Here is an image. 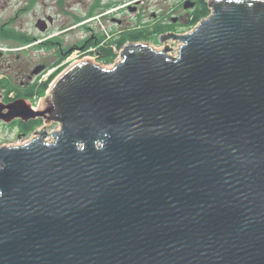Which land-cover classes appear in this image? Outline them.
Instances as JSON below:
<instances>
[{"label": "water", "instance_id": "1", "mask_svg": "<svg viewBox=\"0 0 264 264\" xmlns=\"http://www.w3.org/2000/svg\"><path fill=\"white\" fill-rule=\"evenodd\" d=\"M207 5L159 50L0 103L43 122L0 147V264H264V0Z\"/></svg>", "mask_w": 264, "mask_h": 264}, {"label": "flooded vegetation", "instance_id": "2", "mask_svg": "<svg viewBox=\"0 0 264 264\" xmlns=\"http://www.w3.org/2000/svg\"><path fill=\"white\" fill-rule=\"evenodd\" d=\"M207 1L176 0L169 5L168 0H75V3H79L84 9V16L76 17L71 22H64L60 27L63 28L62 35L78 36L83 40L67 43L64 49L61 48L56 53L54 51V58L58 61L64 58L72 59V55L79 52L77 60H73L72 64L89 59L95 65H110L112 62L103 61V54L100 51L102 48L114 52L115 49L120 51L123 46L131 43L150 45V40L158 39L164 34H187L194 27H188L189 23L203 13L205 8L208 10ZM151 7L155 10H150ZM39 20L45 21L46 28L43 32L53 24L51 16L37 19ZM187 28L189 29L186 30ZM8 34L0 27V103L8 105L18 99H26L32 103L41 98L34 96L33 86L39 80L37 79L39 73L46 67L44 64L30 66L23 61L10 63L12 58L9 54L12 53L8 52ZM49 43L60 46L58 40L53 39ZM66 64L59 67L64 68ZM38 67L43 69L38 74H33ZM58 70L46 82H52L59 75ZM11 82L25 83H20L16 87Z\"/></svg>", "mask_w": 264, "mask_h": 264}, {"label": "rangeland", "instance_id": "3", "mask_svg": "<svg viewBox=\"0 0 264 264\" xmlns=\"http://www.w3.org/2000/svg\"><path fill=\"white\" fill-rule=\"evenodd\" d=\"M175 1L176 0H168V4H173ZM150 10H155V8L151 7ZM46 16L52 17L53 24L49 26V29L46 32H43L37 27V19H44ZM83 16L84 9L79 3L76 4L75 0H0V27H2V30L10 33L8 36H19L22 39L31 40L27 45H22L13 38H8V52L12 53L9 54V57L12 58L10 63H20L23 61L30 66L44 64L47 70H65L68 68L67 65L72 64L73 60H77L79 52H75L72 55V59L64 58L63 60L58 61L57 58H54V51L56 53L59 49H64L67 43L79 42L83 39L78 36L70 37L62 35L63 28L60 27V24L71 22L74 18H80ZM131 17H133V15H131ZM188 29L189 28L186 30ZM53 39L55 41L58 40L60 46L56 44L49 45L48 47L47 45H42ZM159 44L157 38L150 40L151 47L154 46L158 48ZM171 45L173 47L176 46V44ZM64 63H67L64 68L59 67ZM97 65L102 68H112L109 64ZM61 72L62 70L60 73ZM11 83L15 86H19L20 83L25 82ZM35 83H39V81ZM44 93L42 96H44ZM38 100L39 99L32 101V104L37 103ZM11 124L5 125L0 123V147L20 146L35 137L33 132L26 137L20 136L17 133V129L11 126ZM41 126H43L42 120L36 129L38 130ZM57 129L58 125L56 124H50L47 126V132L56 131ZM47 139H50L51 141ZM46 140L52 142V137L47 136Z\"/></svg>", "mask_w": 264, "mask_h": 264}, {"label": "trees", "instance_id": "4", "mask_svg": "<svg viewBox=\"0 0 264 264\" xmlns=\"http://www.w3.org/2000/svg\"><path fill=\"white\" fill-rule=\"evenodd\" d=\"M208 14H209V10H206V8H205V11L203 13H201L200 15L196 16V18L192 22L189 23L188 27L195 26L200 19L206 17ZM9 38H13L14 40L18 41V43H20L22 45H27L31 41V40H27V39H22L19 36H16V37L9 36ZM140 39H147V38H140ZM44 45H47V47H48L50 45V43L46 42V43H44ZM119 47H120V45L118 46V48ZM100 51L103 54L102 55L103 61L105 63H111L113 61L114 53L112 52L111 49L102 48ZM56 63H58V62H56ZM61 70L62 69L58 70V73ZM49 83L50 82L35 83L33 86L34 96H37V97L42 96V94L47 90ZM40 123H41V120H32V121H28V122L15 121L11 124V126H13L17 129V133L20 136L26 137L30 133H32L34 130H36V128L40 125Z\"/></svg>", "mask_w": 264, "mask_h": 264}, {"label": "built area", "instance_id": "5", "mask_svg": "<svg viewBox=\"0 0 264 264\" xmlns=\"http://www.w3.org/2000/svg\"><path fill=\"white\" fill-rule=\"evenodd\" d=\"M171 44H174V43H172V42H170V41H168V45L171 47L170 49L171 50H169V52H168V54L171 56V57H177V51H178V47H179V45L178 44H176V46H172ZM164 44H159V47L158 48H156V47H154V46H152V48L153 49H155V50H159V49H161V47L163 46ZM151 46V45H150ZM116 50V49H115ZM114 50V59H113V61H112V63L110 64L111 66H114L115 64H117L119 61H120V56H119V54H120V51H115ZM55 72H57L55 69H44L42 72H40L39 73V75H38V81H39V83H42V82H46V81H48L49 80V78L50 77H52L54 74H55ZM54 80H52V82H53ZM52 82H50L49 84H51ZM29 142V141H28Z\"/></svg>", "mask_w": 264, "mask_h": 264}, {"label": "bare ground", "instance_id": "6", "mask_svg": "<svg viewBox=\"0 0 264 264\" xmlns=\"http://www.w3.org/2000/svg\"><path fill=\"white\" fill-rule=\"evenodd\" d=\"M169 50H171V49H169ZM76 64H77V63H76ZM76 64H75V65H76ZM63 71H64V70H63ZM63 71H62V72H63ZM62 72H61V73H62ZM47 140L51 141L50 139H47ZM47 140H46V142H49V141H47Z\"/></svg>", "mask_w": 264, "mask_h": 264}]
</instances>
